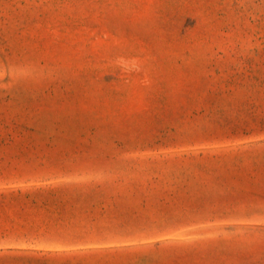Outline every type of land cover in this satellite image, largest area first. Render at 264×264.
<instances>
[{
	"label": "rangeland",
	"instance_id": "374dc122",
	"mask_svg": "<svg viewBox=\"0 0 264 264\" xmlns=\"http://www.w3.org/2000/svg\"><path fill=\"white\" fill-rule=\"evenodd\" d=\"M0 264H264V0H0Z\"/></svg>",
	"mask_w": 264,
	"mask_h": 264
}]
</instances>
